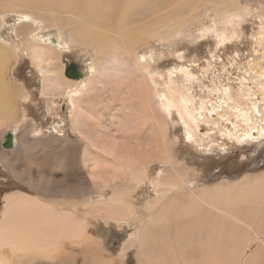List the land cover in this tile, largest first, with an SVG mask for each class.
<instances>
[{
    "label": "rangeland",
    "instance_id": "rangeland-1",
    "mask_svg": "<svg viewBox=\"0 0 264 264\" xmlns=\"http://www.w3.org/2000/svg\"><path fill=\"white\" fill-rule=\"evenodd\" d=\"M154 1L146 0L144 8H150L151 11ZM201 1L198 0V3L196 0H191V2L188 0L189 6V3L187 4L185 1L182 2V6L178 7L173 3L168 4L171 0H159L158 3L161 2L159 4L164 6V9L161 11L158 21L156 20L157 15L154 13V15H147L142 20V17L138 15L139 18L136 20L134 12L132 16L128 17V21L126 17L129 15L127 14L129 0H123L121 10L117 11L112 8V0H90L84 5L69 4L62 0H0V47L7 52L14 51L16 53L11 58L9 76L12 80L10 82H12L11 86L14 88L15 95L13 105L17 107L13 115L20 117L19 122L10 119L0 121V147L7 131L18 129L19 136L22 137L25 134L24 129L26 126L27 128L37 126L45 133L46 138L54 136L51 131L60 135L58 142L49 141L45 144H36L34 143V137H32L33 134L29 132L31 140L29 144H26V149L27 147L31 149L28 152L25 149V153L15 152L9 167H3L0 164V225L6 219L3 210L8 196L15 193L40 195L27 182L29 180L38 183L39 179H42V182L45 183L43 191L48 193L46 197L51 206L64 201L63 196L65 195L69 198L68 194L79 193L82 195V199L94 197L96 201L101 197L100 193L93 192L95 185L92 184L91 180L83 177L81 163L75 160L78 151L73 156L71 147L64 149L66 144L64 140L67 136L72 137L74 141L72 145H81V136L78 131L71 128L68 97L66 98L64 95L50 97L42 93V78L39 69L21 46L22 40H26L28 37L30 38L29 41H32L31 36L28 35L30 29H34L33 32L38 33L41 38H43L42 35L47 34L55 38H57V35H61L68 42L74 41L70 42L68 50L63 51L59 63L65 66L69 61H73L86 69L92 62L97 65L100 61L96 47L88 40V37L100 35V30L89 27V23L104 19L107 32L108 30L112 32L116 30L111 33L114 36L108 35L107 38H109L108 40L112 46H115L116 43L122 45L118 51L114 49L116 53V62L114 63L120 62L124 65H122L123 67L127 66L125 67L127 69L125 71L126 76H123L125 73L122 74L124 78L122 82L126 84L121 83L122 90H120L118 87L119 80H116V83L114 78L111 79V77L104 75L102 76L104 77L103 80L95 78L96 81H92L93 85L87 91L86 97L89 98L88 101L92 100L95 105L110 100L109 106H114L116 109L121 107L123 114L126 116L125 118L122 115V119L131 128H133L135 122L137 124V121L132 122V124L129 123L128 116L132 109H139L140 101L141 76L139 73L136 75L132 70V63L138 60V57L143 61L146 60L145 62L149 61L147 62L149 71L157 79V87L161 96L167 95L176 87L178 91L188 95L189 99L185 106L191 113L197 114L200 118L198 125L194 128L185 123L178 108L171 109L170 112L165 107L159 108L160 119L166 124V137L171 148V156L176 161L174 167L179 169L180 173H183L184 178L179 180L189 181L192 186L190 189L188 185L181 184L175 192L189 193V190L190 192H196L202 185L214 186L223 183L225 186L227 182L240 180L244 176L253 177L264 173V0H239L242 7L241 13L239 17L233 19L228 16V12L233 10L227 7L226 0H208V3H206L207 0ZM131 2L132 0H130ZM193 2L198 3V5ZM192 3L193 6H191ZM51 5H56L63 12L60 20L61 25L53 21L54 13L46 10ZM185 5H187V8H184ZM196 6L199 7L196 8ZM193 10H196L195 13ZM22 13H33L32 16L35 15L36 19L32 21L26 17L20 19ZM114 13L117 16L119 15L122 25ZM55 14L59 13L55 12ZM148 16L152 19L149 20ZM114 17L115 20L113 19V21L111 18ZM132 17L134 18L132 19ZM146 19L149 20L151 26L145 25L146 21L143 20ZM183 19L187 21L183 22ZM151 20L154 21V24ZM134 21H138L136 22L137 25L133 24ZM108 22L114 23L109 25ZM124 24L127 28H124ZM155 25H157V28ZM130 27L134 28L135 34L132 29H128ZM139 27L142 28H140L142 32ZM122 29H128V32L124 31L131 34H128L129 36L125 34L128 41H123V33L125 32ZM168 29L172 31H178L179 29V32L164 35ZM224 29H226L229 36L227 39L222 37ZM143 30L145 33H143ZM119 33H121V37ZM113 37L120 40L113 42ZM129 37H132V39ZM78 38L83 39L85 43L75 41ZM135 38L138 41L137 45H134ZM140 38L145 40L140 41ZM130 42L132 43L130 44ZM126 44L128 45L126 46ZM64 75L68 77L65 70ZM68 78L72 79L71 77ZM128 83L130 86L127 85ZM21 85L26 87L27 92H30L28 94L31 95L25 101L21 93ZM114 85L118 87L119 92ZM136 85L139 86L136 87ZM112 110L113 108L106 110L105 116L108 117V120L111 118V121L113 120L112 113L116 112ZM181 110L183 111V107H181ZM220 113L229 115V118L221 117ZM207 115L216 119H224L218 122H206L205 117ZM108 120L104 119V122L108 123ZM151 123L150 121L148 122L149 125L147 123L145 125L147 132L143 140L146 143L151 142ZM21 124L25 126L19 128ZM112 128L116 134L123 135L121 132L116 131L115 127ZM246 133L249 135H246ZM104 146L107 149L109 148L107 144ZM3 148L2 146L0 149ZM63 154H65L64 159ZM103 156L109 157L105 153ZM114 164V162L109 161V168L105 170L103 176L104 180L108 181V184H102V191L105 196L103 198L106 200L107 197L113 194V190L117 191V188H119L124 193L123 198L135 204L134 206L139 210L147 204L146 200L150 198L149 200L153 201L157 196L154 193L156 187L151 184L153 179L156 180L159 175L167 176L172 171L171 166L167 164V158L157 159L148 163L150 179H147L143 185H136L135 182L126 185L123 184V174H118L112 169ZM59 165H61V168H59ZM175 176L178 180L177 175ZM259 192L260 189H255L251 194ZM172 196V193L168 194L169 198ZM79 205L84 208V204L82 206L79 203ZM66 208L76 209V206H72L71 202H67ZM156 212V208L145 210L143 216L148 219L150 214ZM102 218L103 214L93 217L89 227H92L94 233L98 234H96L97 238L99 236L103 239V242L100 241L99 243V250L104 256H117L115 264H138L135 257L136 250L133 248L129 249L126 257L119 255L121 246L134 229V224H124L109 219L108 225H106L105 219ZM229 221L239 225L234 220ZM120 224H122L121 227ZM239 233L241 236H245L248 234V230L242 228ZM103 246L105 247L103 248ZM65 248L69 250V247L65 246ZM113 250L115 254L109 252ZM176 250L178 251V248ZM2 254V257H0L1 264H37L28 257L22 260L21 255L14 253L7 246L4 247ZM80 254L82 253H79V257H77L74 264H82ZM193 254L189 250L186 258L190 261L201 259V257L193 258ZM34 260L40 261V264L45 261L39 257H35ZM227 260L232 262L235 258L229 257Z\"/></svg>",
    "mask_w": 264,
    "mask_h": 264
},
{
    "label": "bare ground",
    "instance_id": "bare-ground-1",
    "mask_svg": "<svg viewBox=\"0 0 264 264\" xmlns=\"http://www.w3.org/2000/svg\"><path fill=\"white\" fill-rule=\"evenodd\" d=\"M62 1L69 4L84 5L90 0ZM112 1L113 10H121L123 0ZM145 1L146 0H132L130 3L129 0L127 11L129 15L126 18L135 13L136 15L134 17L136 20L139 18L138 15L142 17V20L145 19L147 15L156 14V20L158 21L164 6L159 4L161 2L158 3L159 0H155L150 11V8H144ZM187 1L188 0H171L168 4L173 3L179 7L182 6V2L187 3ZM196 1L198 2V0ZM201 2H203V0ZM208 2L207 0L206 3ZM193 3L195 4V2ZM193 3L191 6L194 5ZM198 3L195 5H198ZM189 5L190 3L188 6ZM226 5L229 9L233 10L231 12L225 10L228 12V16L231 17V19L240 16L242 7L239 0H226ZM198 7L199 6H196V8ZM184 8H187V5H185ZM46 10L53 12V21L61 25L60 20L63 12L60 11V8L56 5H51L46 8ZM194 11L196 10H193V12ZM55 12L59 14H55ZM188 12L190 13V11ZM32 14L33 13H22L20 19L26 17L31 21L33 19L35 20L36 17H34L35 15L32 16ZM119 14L121 13L119 12ZM107 16H109V14H107ZM118 16L116 18L119 19ZM134 17H132V19ZM111 19L115 20V17ZM150 19L152 18L149 17V20ZM120 20L121 19L118 21L121 24ZM126 20L129 21V18ZM141 20L139 19V21ZM149 20H143L144 22L146 21L145 25H150ZM153 20H151V22L154 24ZM185 20L183 22H185ZM136 22L138 21H134L133 24L137 25ZM110 23L112 25L114 22ZM140 23L142 24V22ZM145 25L143 26L146 28ZM88 26L100 30V35L88 37L90 43L96 47L100 61L97 65L92 62L87 69L80 66L84 71V76L81 79H70L66 77L64 75V70L68 64L62 66V64L59 63L63 51L68 50L70 48L69 44L74 41H70V43L61 35H57V38H55L47 34L42 35L43 38H41L38 33L33 32L34 29H30L29 27L30 30L28 35L31 36L32 41H29L30 38L28 37L26 40H22L21 46L25 49L31 61L39 69V74L42 78V93L50 97L56 95L68 97L71 128L80 133L79 135L81 136L82 143L81 145H72L74 144L72 137L67 136L64 140L66 142L64 149L66 150L67 147H71L73 156L78 151L75 160L81 163L82 175L85 179L89 178L91 180L92 184L95 185L93 192L100 193L99 195L101 197L96 201L94 197L82 199V195L79 193L68 194L69 198L65 195L63 196L64 201L51 206L46 197L48 193L43 191L45 183L42 182V179L40 178L38 183H35L33 180L27 181L40 195L35 196L29 193H15L7 197L6 205L3 210L6 219L4 223L0 225V257L3 255L4 247L7 246L14 253L21 255L22 260L28 257L37 264H40V261L37 262L34 260L35 257L44 259L45 261L43 264H74L77 261V257H79V253H82L80 254L82 257V264H115L114 262L117 256H104L101 250H99V243L100 241L103 242V239L99 236L97 238V233H94L95 231H93L92 227L89 228L92 218L103 214L106 225H108L109 219L124 224H134V229L129 233L121 246L119 255L126 257L129 249L133 248L136 250L135 257L138 264H264V173L253 177L244 176L240 180L227 182L225 186L223 183L214 186L202 185L196 192H190V190L189 193L181 191L175 192V190L178 189L177 187H180L181 184L188 185L190 189L192 186L189 181L179 180L184 178L182 176L183 173H180L179 169L174 167L176 161L171 156V148L166 137V124L160 119L159 108L165 107L168 109V112H170L171 109L178 108L185 123L194 128V126L198 125L200 118L197 114L191 113L185 106L189 99L188 95L181 93L182 91H178L176 87L167 95L161 96L157 87V79L149 71V64L147 63L149 61L145 62L146 60L143 61L138 57V60L132 63V70L136 75L139 73L141 76L139 109H132L128 116L129 123L132 124V122L137 121V124L135 122L133 128L128 126V124H126L127 122L122 119V115H125L121 107L116 109L114 106H109L110 100L101 102L100 105H95L92 100L88 101L89 98L86 97L87 91L92 87V81L95 80V78L103 80L104 77L102 76L105 75L111 77V79L114 78V82L119 80L118 87L122 90L121 83L124 81L123 76H126L125 71L127 70L125 68L127 66L123 67L124 65L122 63H114L116 62V53L114 49L118 51L122 45L116 43L115 46H112L108 40L109 38H107L108 35L114 36V34L111 35V33L116 30L113 32L108 30L107 32L104 19L91 22ZM156 26L157 25H155V27ZM124 28H127L126 24H124ZM134 28L130 27L128 29H132L133 31ZM140 28L141 27H139V29ZM128 29L124 30L127 31ZM136 29L138 30V28ZM124 30L123 32H125ZM224 30L226 31V29ZM224 30L222 31V37L223 39H227L229 36L227 31L225 32ZM119 31H121V29H119ZM176 31L168 29L164 35H170ZM178 32L179 29L177 33ZM121 33H119L120 37ZM143 33H145L144 30ZM123 34V41H128L126 40L127 36H125V34H131L126 32ZM132 36L134 35L132 34ZM142 36L144 35L142 34ZM129 38L132 39V37ZM112 39H114L113 42L120 40L116 39V37ZM140 39V41L145 40L142 38ZM75 41L85 43L81 38ZM134 42V45L138 44L137 39ZM131 43L132 42H130V44ZM127 45L128 44H126V46ZM13 55H16L14 51L7 52L0 47L1 122L8 119L19 122L18 120L20 118L13 115L14 110L17 109V107L13 105V102H15L13 101L15 95L14 88L11 86L12 82H10L12 80L9 76V67ZM123 73H125V75L122 76ZM130 80L132 81V79ZM127 85H129V83ZM138 86L136 85V87ZM118 87L115 86L119 92ZM20 88L24 101L31 97L26 87L21 85ZM100 106L101 108H99ZM181 107H183V111ZM112 108L116 112L112 113L111 117L113 120L111 121V118L108 120V117L106 118L105 116L106 110ZM220 116H224L225 119L229 118V115L225 113H220ZM224 118L216 119L207 115L205 121L218 122L222 121ZM104 119H107L109 122H104ZM150 121L152 122L150 124V126L152 125V130L150 131L151 142L146 143L145 140H143L147 132L145 125ZM22 126L25 125L21 124L19 128H22ZM112 127H115V130L121 132L123 135H118L113 132ZM24 130L25 134L23 133L24 135L22 137L19 136L18 129L13 131L15 140L12 149H0V164L3 167L11 166V158L15 152L25 153L26 144H29L31 140L29 132L33 134L32 137H34V143L36 144H45L49 141L58 142L60 140V135L53 131H51V133L54 134V136L46 138L45 133L35 125L30 128L26 126ZM248 133H246V135H249ZM106 144L109 147L108 149L104 146ZM0 148H2V146ZM29 149L31 148L27 147L26 151L28 152ZM102 151L103 153H101ZM104 153L108 154L109 157L103 156ZM64 157L65 154H63V159ZM165 158H167V164L171 166L172 171L169 172L167 176L159 175L156 180L153 179L151 184L156 187L154 193L157 196L153 201L149 200L150 198L146 200L147 204H143L144 206L141 207V210L134 206L135 204L126 201L122 196L124 195L122 189L119 188H117V191L113 190V194L107 197L106 200L103 198L102 184H108V181L104 180L103 176L105 175V170L109 168V161L115 163L112 168L114 172L123 174V184L129 185L131 182H135L136 185H143L147 179H150L148 174V163ZM59 168H61V165H59ZM175 175H177L178 180ZM255 189H260V192L252 195L251 193ZM169 193L173 194L170 198L168 197ZM70 195H72V197H70ZM67 202H71L72 206L75 205L76 209L66 208ZM79 203H81L82 206L84 204V208H82ZM154 208L157 209V212L150 214L149 218L146 219L143 216V211L153 210ZM229 220H234L239 225L230 223ZM121 226L122 224H120V227ZM242 228L248 230L247 235H240L239 232ZM65 246L69 247V250L65 248ZM104 247L105 246H103V248ZM176 248H178V251ZM109 250H111V248H109ZM189 250L194 253L192 255L193 258L201 257V259L190 261L186 258ZM109 252L113 254L114 250ZM109 252H107L108 255H110ZM229 257L235 258V260L229 262L227 260ZM178 258H180L179 261H177ZM3 260L5 261V259Z\"/></svg>",
    "mask_w": 264,
    "mask_h": 264
},
{
    "label": "water",
    "instance_id": "water-1",
    "mask_svg": "<svg viewBox=\"0 0 264 264\" xmlns=\"http://www.w3.org/2000/svg\"><path fill=\"white\" fill-rule=\"evenodd\" d=\"M65 74L71 78H81L84 76V71L77 63L69 61L65 69ZM14 132L9 130L5 133L2 140V146L6 149H12L14 147Z\"/></svg>",
    "mask_w": 264,
    "mask_h": 264
}]
</instances>
